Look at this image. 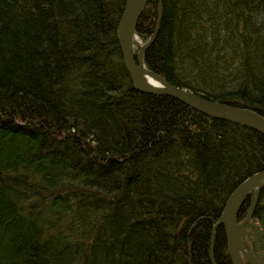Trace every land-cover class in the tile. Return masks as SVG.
Instances as JSON below:
<instances>
[{"label": "trees", "instance_id": "trees-1", "mask_svg": "<svg viewBox=\"0 0 264 264\" xmlns=\"http://www.w3.org/2000/svg\"><path fill=\"white\" fill-rule=\"evenodd\" d=\"M161 2L145 67L264 119V0ZM125 4L0 0V264H230L217 224L264 136L133 89ZM157 16L148 0L142 45ZM241 241L264 264V189Z\"/></svg>", "mask_w": 264, "mask_h": 264}, {"label": "water", "instance_id": "water-1", "mask_svg": "<svg viewBox=\"0 0 264 264\" xmlns=\"http://www.w3.org/2000/svg\"><path fill=\"white\" fill-rule=\"evenodd\" d=\"M147 2L148 0H126L117 28V38L121 48L123 65L129 75L133 89L144 94L172 97L211 119L237 124L264 136V119L262 117L244 108L207 101L186 89L170 85L160 75L145 67L143 63L144 54L156 37L162 17V2L158 0L155 31L151 38L135 52L133 44L135 30L138 19L143 13ZM147 80H153L158 85H150L146 82ZM263 189L264 171H261L240 183L224 205L222 217L217 226L222 225L224 228L230 264H245L246 262L259 264L257 257L244 249L241 234L244 227L253 217L258 195ZM248 198L251 199L250 209L246 217L239 221L238 213Z\"/></svg>", "mask_w": 264, "mask_h": 264}, {"label": "rangeland", "instance_id": "rangeland-1", "mask_svg": "<svg viewBox=\"0 0 264 264\" xmlns=\"http://www.w3.org/2000/svg\"><path fill=\"white\" fill-rule=\"evenodd\" d=\"M142 42L138 39V37H136L135 35V38H134V41H133V44H134V51L136 52L139 47L142 45L141 44Z\"/></svg>", "mask_w": 264, "mask_h": 264}, {"label": "bare ground", "instance_id": "bare-ground-1", "mask_svg": "<svg viewBox=\"0 0 264 264\" xmlns=\"http://www.w3.org/2000/svg\"><path fill=\"white\" fill-rule=\"evenodd\" d=\"M146 82L149 83L150 85H153V86H154V85H155V86L158 85V84H157L156 82H154L153 80H151V81H150V80H147Z\"/></svg>", "mask_w": 264, "mask_h": 264}]
</instances>
